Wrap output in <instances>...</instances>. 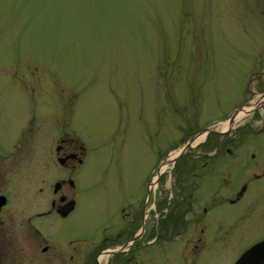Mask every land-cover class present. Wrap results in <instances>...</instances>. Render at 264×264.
<instances>
[{
  "label": "rangeland",
  "instance_id": "374dc122",
  "mask_svg": "<svg viewBox=\"0 0 264 264\" xmlns=\"http://www.w3.org/2000/svg\"><path fill=\"white\" fill-rule=\"evenodd\" d=\"M234 113L243 115L224 128ZM61 138H72L70 150L83 147L73 175L77 262L123 264L108 257L117 248L105 244L110 231L126 225L129 237L138 235L143 218L152 234L158 217L171 230L165 216L184 207L183 185L222 181L231 169L234 157L218 161L208 151L222 141L232 150L264 146V0H0V194L10 198L0 264L34 263L20 222L9 218H22L18 210L41 187L51 198L54 182L69 176L72 162H57ZM187 167L199 170L191 177ZM263 234L248 227L215 241L211 231L207 247L196 244L197 264H232ZM197 238L193 227L190 246ZM163 239L130 251L129 264H143L142 254L149 262L154 251L167 260L185 243ZM61 247L67 254L53 264L71 254L67 241Z\"/></svg>",
  "mask_w": 264,
  "mask_h": 264
},
{
  "label": "flooded vegetation",
  "instance_id": "af4514ba",
  "mask_svg": "<svg viewBox=\"0 0 264 264\" xmlns=\"http://www.w3.org/2000/svg\"><path fill=\"white\" fill-rule=\"evenodd\" d=\"M239 133L241 135L239 139L247 138V133L242 130ZM65 143H73L72 138H61L60 143L56 147V153L57 162L64 167L69 166L68 161L72 162L71 167L68 168L70 170H68L69 176L67 179L62 178L54 182L51 198L48 199L42 196L43 188L41 187L37 197L34 195V197H29L26 200L29 208L18 210L24 214L22 218L13 219L14 216L9 218L10 222H20L21 230L17 231V233L20 234L23 243L30 244L32 254H34L32 257L34 263L31 261L33 264H53L54 261L59 259V255H66L67 253L65 254L61 247L65 241H67V248H69L71 254L63 258L60 264H78L76 256L78 247L76 243L79 239V198L78 185L73 175H76L79 168L83 165V147H80V152L78 153L70 150L69 145L65 147ZM227 146L222 141L215 147L211 146L213 149L208 151L205 156L219 161L229 154L228 158H235L229 161L231 165L229 168L232 170H229L226 177L222 175V181L220 178L211 180L202 178V181L200 180L202 187H199L200 182L183 185L182 189L189 190L187 194L179 192L181 201H178L184 207L174 210V212L176 210L180 211L181 214L178 213V216H175L172 211L168 216H165L167 217L165 220L173 221L171 230L167 229L166 221H162L163 225H160L162 231L160 230L159 217L156 225L153 226L152 234L148 233L145 235L147 222L143 218L141 219L142 222L140 221L138 235L134 233L129 237L128 227L123 225L115 233L110 231L106 237L107 242L105 240V244L107 248L117 246L116 249L108 251V257L119 258L118 256L120 255L123 264H129L130 258L128 255L134 249H140L141 251L147 248V245L154 244L161 238H165L163 240L167 242L166 238H172L173 241L178 237H184L185 243L179 242L183 244L180 246L174 245L170 249L171 254L167 260L161 259L159 254L155 255L156 251H154L149 262L144 260V254L140 256V259L143 264H197L198 259L200 261L203 257H200L201 250H199V245L196 244L201 242L206 246L211 231H214L215 241L223 236L229 238L231 234L236 239L248 227L257 232H264V167L258 168V166H264V146L259 145L256 149H251V146L247 145H234L233 150ZM199 157L201 155L195 156L196 159ZM73 162H76V164H73ZM195 162L201 163L202 161ZM198 170H193V167H187L186 173L193 177V174L196 175ZM186 179L189 178L186 177ZM199 190L204 192L201 191L198 194ZM0 196L3 195L0 194ZM175 201L177 200L175 199ZM182 201L186 202L187 208ZM9 202L10 198L6 197V204L0 210V222L5 221L6 216L9 215H3L4 208L9 205ZM201 203H204V205L199 208ZM193 227L199 230L200 238H197L195 240L196 243L190 246L187 238ZM8 232H12V230L10 229ZM144 240H146V245L142 243ZM263 240L264 234L253 239L236 256L232 264L247 249ZM124 255L127 256L125 257ZM136 261H132L131 264H138Z\"/></svg>",
  "mask_w": 264,
  "mask_h": 264
},
{
  "label": "water",
  "instance_id": "95a60500",
  "mask_svg": "<svg viewBox=\"0 0 264 264\" xmlns=\"http://www.w3.org/2000/svg\"><path fill=\"white\" fill-rule=\"evenodd\" d=\"M235 115L232 116L230 122L234 120ZM205 131V130H204ZM191 139L190 141H192ZM6 199L0 197V208L5 204ZM235 264H264V241L259 242L249 248L243 255L236 261Z\"/></svg>",
  "mask_w": 264,
  "mask_h": 264
},
{
  "label": "bare ground",
  "instance_id": "6f19581e",
  "mask_svg": "<svg viewBox=\"0 0 264 264\" xmlns=\"http://www.w3.org/2000/svg\"><path fill=\"white\" fill-rule=\"evenodd\" d=\"M257 100V99H256ZM256 105V101L254 102V103H252L251 104V107L250 108H253L254 106ZM248 108V107H247ZM244 109V108H243ZM244 113L246 112V110H244L243 111ZM242 115H243V113H239V114H237V116L235 117V119H234V121L236 122V121H239L240 119H241V117H242ZM246 115H248V114H246ZM246 117V116H245ZM233 121V122H234ZM226 122V121H225ZM228 126H230L229 125V123H225L224 124V128H226V127H228ZM215 128V127H214ZM227 129H229V128H227ZM208 132V131H207ZM202 133H203V131H202ZM205 133V132H204ZM207 134V133H206ZM204 135L205 134H203V135H201V137H198L194 142H195V144L196 143H198V141H200V140H202L203 139V137H204ZM206 136V135H205ZM197 137V136H196ZM204 140V139H203ZM193 142V143H194ZM183 147V146H182ZM181 150V149H180ZM177 151V150H176ZM173 152V151H172ZM171 152V153H172ZM178 153H179V151H177V152H173L170 156H169V160L167 159V162H165V163H163V165H161V167H160V172H163V170H165L166 169V166H167V163H168V161H170L171 159H173V157L174 156H177L178 155ZM105 256L104 255H101V257H100V259H99V263H101L102 262V260H104L105 258H104ZM106 260V259H105ZM104 260V261H105Z\"/></svg>",
  "mask_w": 264,
  "mask_h": 264
}]
</instances>
